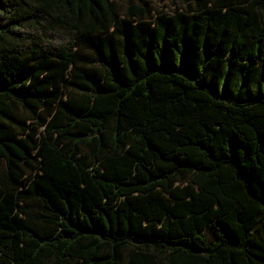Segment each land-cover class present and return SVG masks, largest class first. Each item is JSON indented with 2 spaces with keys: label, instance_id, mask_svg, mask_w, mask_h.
Returning a JSON list of instances; mask_svg holds the SVG:
<instances>
[{
  "label": "trees",
  "instance_id": "trees-1",
  "mask_svg": "<svg viewBox=\"0 0 264 264\" xmlns=\"http://www.w3.org/2000/svg\"><path fill=\"white\" fill-rule=\"evenodd\" d=\"M0 0V264H264V0Z\"/></svg>",
  "mask_w": 264,
  "mask_h": 264
},
{
  "label": "rangeland",
  "instance_id": "rangeland-1",
  "mask_svg": "<svg viewBox=\"0 0 264 264\" xmlns=\"http://www.w3.org/2000/svg\"><path fill=\"white\" fill-rule=\"evenodd\" d=\"M151 1V5L155 9H164V10H170L173 6L169 4L168 1L159 2L158 0H149ZM176 264H181V262H178Z\"/></svg>",
  "mask_w": 264,
  "mask_h": 264
}]
</instances>
